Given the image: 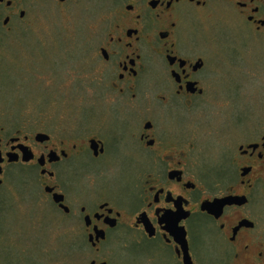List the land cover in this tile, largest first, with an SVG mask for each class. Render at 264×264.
I'll return each mask as SVG.
<instances>
[{"label": "flooded vegetation", "instance_id": "obj_1", "mask_svg": "<svg viewBox=\"0 0 264 264\" xmlns=\"http://www.w3.org/2000/svg\"><path fill=\"white\" fill-rule=\"evenodd\" d=\"M73 1L0 0V64L44 6ZM93 2L90 105L62 101L82 113L74 126L0 122V188L17 169L16 201L67 217L76 264H264V113L205 121L221 55L217 31L194 29L242 23L264 36V0Z\"/></svg>", "mask_w": 264, "mask_h": 264}, {"label": "rangeland", "instance_id": "obj_2", "mask_svg": "<svg viewBox=\"0 0 264 264\" xmlns=\"http://www.w3.org/2000/svg\"><path fill=\"white\" fill-rule=\"evenodd\" d=\"M93 1L44 6L24 27L28 41L13 45L22 51L12 50L5 58H14L0 64V122L11 123L19 116L37 120L39 114L42 122L67 126L79 122L82 113L62 101L73 102L74 97H83V101L94 85L87 55L103 23L97 13L100 4ZM194 29L217 31L213 47L221 55V75L215 84L219 101L208 106L205 121L213 124L215 118L223 119L215 126L219 129L234 124L239 113L245 118L263 114L264 36L249 33L242 23L216 27L211 22H195ZM243 40L251 44L243 48ZM89 105L85 100L83 106ZM20 177L15 169L8 185L0 188V208L11 207L6 210L5 223H0V264H76L79 256L67 239L75 231L68 222L60 227L67 217L41 208L42 200L16 201L15 183ZM27 191L31 195L34 189Z\"/></svg>", "mask_w": 264, "mask_h": 264}]
</instances>
